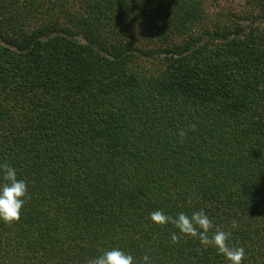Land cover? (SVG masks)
I'll use <instances>...</instances> for the list:
<instances>
[{"label":"trees","instance_id":"obj_1","mask_svg":"<svg viewBox=\"0 0 264 264\" xmlns=\"http://www.w3.org/2000/svg\"><path fill=\"white\" fill-rule=\"evenodd\" d=\"M215 1L0 0V264H228L149 218L201 209L264 264V25Z\"/></svg>","mask_w":264,"mask_h":264},{"label":"clouds","instance_id":"obj_2","mask_svg":"<svg viewBox=\"0 0 264 264\" xmlns=\"http://www.w3.org/2000/svg\"><path fill=\"white\" fill-rule=\"evenodd\" d=\"M195 129V125H192ZM184 131L180 136H185ZM28 195V184L24 179L17 178V170L7 162L0 163V221L12 223L20 218L21 210ZM150 220L161 226L171 224L177 231L170 233L173 243L179 242L183 236L197 239L203 248L213 247L218 255H222L228 264H243L246 257L245 248L230 246L232 231L238 228L236 221L231 222V230L219 226L214 228L213 220L201 209L191 215L179 212L175 216L156 210L149 214ZM211 232V235L209 234ZM87 264H152L150 257L145 254L141 261L121 248L101 250L100 254L87 261Z\"/></svg>","mask_w":264,"mask_h":264},{"label":"rangeland","instance_id":"obj_3","mask_svg":"<svg viewBox=\"0 0 264 264\" xmlns=\"http://www.w3.org/2000/svg\"><path fill=\"white\" fill-rule=\"evenodd\" d=\"M214 6L224 7L226 9L229 8L239 15H244L242 17L239 16V21L245 25L252 23V18L250 16L257 17L258 24L264 25V16H259L262 13L261 10L247 3L246 0H216L210 7Z\"/></svg>","mask_w":264,"mask_h":264}]
</instances>
